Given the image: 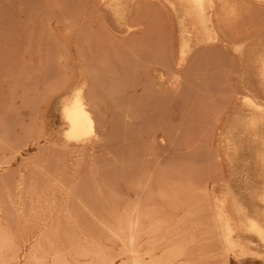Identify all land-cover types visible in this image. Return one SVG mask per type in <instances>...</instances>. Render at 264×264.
I'll list each match as a JSON object with an SVG mask.
<instances>
[{"label":"rangeland","instance_id":"374dc122","mask_svg":"<svg viewBox=\"0 0 264 264\" xmlns=\"http://www.w3.org/2000/svg\"><path fill=\"white\" fill-rule=\"evenodd\" d=\"M2 1L0 32L5 33H0V117H3L0 118V264H103L109 260L112 263L106 264H131V260L132 264L135 260L143 264L155 261L160 264H224L225 257L219 254L222 249L220 251V242H217L219 230L215 224L217 226L218 222L216 215L213 216L219 200H225L226 208L236 221L238 215L232 208L233 197L248 208L261 207V203L249 194L253 185H259L257 178L262 170L256 163L255 139L259 134L255 136L246 128L245 121L251 112L242 97L248 95L257 102L264 101L263 80L256 63L264 44V29L256 32L259 36L244 43H240L238 37L246 28L251 32L264 24V6H261L264 3L238 0V4L244 1L247 5L243 4L247 9L245 14L244 7L239 5L242 8H239L240 19H236L242 22L237 23L235 18L230 19L232 23L227 20L226 28L222 29L218 20L216 30L219 27L220 33L216 32L219 36L213 41L196 43L203 33L191 25L178 0H158V5L165 7L158 6L159 17L154 14V6H150L149 10L145 8L147 14L142 13L144 16L139 19L145 16L150 19L149 12L154 10L155 21L143 18L139 22L138 19L137 27L130 28L134 8L142 5L141 0H122L124 16L121 19L117 18L111 0H69L73 4L68 0H40L36 7L35 0H28L34 4L31 7L26 0ZM250 2L256 4L249 5ZM74 3L83 4L78 7ZM104 27L107 32L103 31ZM183 30L190 31L192 36L191 50L182 57L179 51ZM108 31L114 39L108 37ZM234 35L237 36L235 40ZM108 40H114L113 44ZM109 43L112 46L109 47ZM157 45L165 48V52ZM26 47H29L27 51ZM160 62L164 67L158 65ZM179 64L181 67L176 66ZM151 65L157 66L152 69ZM129 69H133L131 74ZM89 76L95 78L93 83L97 82L94 84L97 96L101 92L98 105L106 119L101 120L96 134L83 144L65 139L67 126L61 116V107L77 84H90ZM16 81L21 86L19 89L17 83L16 86L13 83ZM106 91L117 95L113 98ZM9 99L14 101L9 103ZM10 105L15 106L11 108ZM32 120L37 121L34 124ZM52 179H56L54 185ZM48 184L58 189L50 190L52 187L48 188ZM38 187L42 188L39 192ZM46 193L55 197L49 194L48 198ZM237 235H241L253 251L229 253L225 263L264 264V247L259 246L256 238L244 231H236L234 236Z\"/></svg>","mask_w":264,"mask_h":264},{"label":"bare ground","instance_id":"6f19581e","mask_svg":"<svg viewBox=\"0 0 264 264\" xmlns=\"http://www.w3.org/2000/svg\"><path fill=\"white\" fill-rule=\"evenodd\" d=\"M3 1H5V0H3ZM2 1V2H3ZM9 1V0H8ZM23 1H25V0H23ZM26 1H28V0H26ZM38 1H40V0H35V7L37 6L36 4H37V2ZM42 1V0H41ZM46 1H48V0H46ZM50 1V0H49ZM67 1V0H66ZM69 1V0H68ZM86 1V0H85ZM101 0H99V2H100ZM138 1V0H137ZM137 1H136V3H137ZM140 1V0H139ZM156 1H157V3H156ZM156 1H152V0H141L140 2H142V5H144V7L140 4V6H142V7H140L139 6V8L137 7V9L136 8H134L135 10H134V13H133V15H132V18H133V20L132 19H130V23H129V28L130 27H135L136 26V24L138 23L139 24V22H141V20L143 19V18H146V16L145 17H143L142 19H139V18H141L140 16L141 15H143L144 16V14H142V13H145V15L147 14V10L145 9V8H147L148 10L150 9V6L152 7V6H154V10L153 9H151V10H153L154 11V14H155V16L156 17H159V9H158V3L160 4V2H158V0H156ZM163 1H165V0H163ZM181 4H182V6L184 7V10H185V13H184V15H185V17L191 22V25L194 27V28H198V30H201V32L203 33V37L202 38H200V39H197V42L196 43H198V42H204V43H206L205 41H213L214 39H215V37H217L216 35H218L219 36V34L216 32V31H218L219 30V27H217L218 28V30H216V25H217V21L219 20L220 21V23H221V27H223L222 29H224V27H225V25H224V23H226L227 22V20H229L228 22L229 23H232V22H230L231 20L230 19H236V18H239L238 16H240L239 15V10L240 9H242V8H240L239 7V5H241V4H238V0H178ZM240 1V0H239ZM246 1V0H245ZM248 1H250V0H248ZM247 1V3H249ZM251 1H253V0H251ZM254 1H259V2H261V4H263L264 3V0H254ZM6 2V1H5ZM29 2V1H28ZM32 2H33V0H32ZM54 2V1H53ZM52 2V3H53ZM56 2V1H55ZM69 2H71V1H69ZM73 2V1H72ZM71 2V3H72ZM76 2V1H75ZM102 2V1H101ZM111 2L113 3V8H114V11H115V13L117 14V18H120L121 19V17L122 16H124V14H123V1L122 0H111ZM135 2V1H134ZM152 2H154V3H152ZM39 3V2H38ZM98 3V2H97ZM251 4H249V5H253V3H255V2H250ZM8 5H9V3H7ZM11 4V3H10ZM29 4H30V2H29ZM33 4V3H32ZM32 4H30V5H28L29 7H31V5ZM41 4V3H40ZM50 4V3H49ZM73 4V3H72ZM74 4H76V3H74ZM80 4H83V3H80ZM80 4H79V6H80ZM138 4V3H137ZM137 4H135V5H137ZM151 4H153V5H151ZM162 4V3H161ZM243 4L245 5V3H244V1H243ZM241 5L242 7H244V5ZM256 4V3H255ZM260 3L258 4V5H261ZM18 5V4H17ZM21 5H25V4H21ZM34 5V4H33ZM32 5V6H33ZM68 5V4H67ZM66 5V8L68 9V6ZM134 5V6H135ZM139 5V4H138ZM171 5V4H170ZM2 6V5H1ZM13 6V5H12ZM55 6H57V5H55ZM74 6V5H73ZM76 6H78V4H76ZM78 6V7H79ZM83 6V5H82ZM162 6H163V4H162ZM162 6H159V7H162ZM246 7H247V5H245ZM261 6H264V4L263 5H261ZM5 7V6H4ZM10 7V6H9ZM60 7H62V9L61 10H63V6H60ZM71 7V6H70ZM77 7V8H78ZM164 7V6H163ZM43 8V7H42ZM72 8V7H71ZM74 8H76V7H74ZM84 8H85V6H84ZM165 8V7H164ZM240 8V9H239ZM252 8V7H251ZM262 8V7H261ZM264 8V7H263ZM262 8V9H263ZM9 9V8H8ZM25 9V8H24ZM35 9V8H34ZM45 9V8H44ZM46 9H48V8H46ZM256 9H257V7H256ZM10 10H12V9H10ZM22 10V9H21ZM39 10V9H38ZM41 10V9H40ZM146 10V12H144ZM254 10H255V8H254ZM1 11V10H0ZM68 12L70 11V8H69V10H67ZM153 11H152V13H153ZM161 11H162V9H161ZM246 11H247V9L244 7V10H243V13L245 14L246 13ZM248 11H249V9H248ZM251 11H252V9H251ZM3 12V11H2ZM4 12H6L5 10H4ZM29 12V11H28ZM44 12V11H43ZM48 12V11H47ZM49 12H51V11H49ZM71 12H73V11H71ZM132 12V11H131ZM163 12V11H162ZM164 12H165V9H164ZM260 12H261V10H260ZM263 12H264V10H263ZM31 13V12H30ZM36 13V12H35ZM70 13V12H69ZM83 13H84V11H83ZM114 13V14H115ZM151 12H149V14H151L152 16H151V18H153V20H154V14H152ZM248 13H250V12H248ZM247 13V14H248ZM257 13L259 14V12H258V10H257ZM256 13V14H257ZM2 14V13H1ZM8 14V13H7ZM20 14V13H19ZM18 14V15H19ZM22 14V13H21ZM40 14H41V12H40ZM78 14H80V13H78ZM77 14V15H78ZM93 14V13H92ZM116 14H115V16H116ZM131 14V13H130ZM148 14V15H149ZM255 14V13H254ZM10 15V14H9ZM15 15V14H14ZM84 15V14H83ZM87 15H88V13H87ZM147 15V16H148ZM160 15H161V13H160ZM166 15H167V13H166ZM252 14H250V16H251ZM88 16H90V14L88 15ZM87 16V17H88ZM154 16V17H153ZM163 16V15H162ZM242 17H243V15H241ZM249 16V15H248ZM253 16H255V15H253ZM253 16H251V17H253ZM78 17V16H77ZM100 17H101V15H100ZM166 17V16H165ZM10 17H8V19H9ZM69 18V17H68ZM148 19H149V16L147 17ZM147 18L145 19V20H147ZM149 19V20H152V19ZM161 18V17H160ZM264 18V17H263ZM2 19V17L0 18V21H3V20H1ZM76 19V18H75ZM119 19V20H120ZM140 21H139V20ZM157 19V18H156ZM240 19V18H239ZM242 19V18H241ZM259 19V18H258ZM18 20V19H17ZM61 20V19H60ZM66 20V19H65ZM73 20V19H72ZM72 20H70L69 19V21H72ZM137 20L139 21V22H137ZM144 20V19H143ZM216 20V21H215ZM238 19H236L235 21L237 22V23H239V21H241V20H239V21H237ZM244 20V19H243ZM248 20V19H247ZM250 20H254V19H250ZM256 21H258L257 19H255ZM260 20H262V18L260 19ZM259 20V21H260ZM8 21V20H7ZM10 21L11 22H13L12 21V19L11 20H9V27H10V25H12V24H10ZM19 21V20H18ZM22 21V20H21ZM23 21H25V20H23ZM28 21H30V18H28V20H27V22ZM46 21H47V16H46ZM68 21V22H69ZM155 21V20H154ZM233 21V20H232ZM233 22V23H235V26H236V22ZM246 21V20H245ZM249 21V20H248ZM4 22H6V21H4ZM67 22V21H66ZM65 22V23H66ZM74 22V21H73ZM137 22V23H136ZM227 22V23H228ZM242 22V21H241ZM240 22V23H241ZM254 22V21H253ZM8 23V22H7ZM43 23V22H42ZM147 23H148V21H147ZM151 23V22H150ZM245 23H248L247 21L245 22ZM251 23V22H250ZM257 23V22H256ZM262 23V22H261ZM260 23V24H261ZM22 24V23H21ZM154 24V23H153ZM244 24V23H243ZM253 24V23H252ZM254 24H255V22H254ZM259 24V25H260ZM39 25V24H38ZM100 25H102V24H100ZM142 25V24H141ZM140 25V26H141ZM227 25V24H226ZM232 25V24H231ZM245 25V24H244ZM258 24L256 25V26H259ZM2 26V25H1ZM82 26V25H81ZM148 26V25H147ZM157 26V25H156ZM220 26V25H219ZM249 26H251L252 27V25H249ZM137 27V26H136ZM152 27V26H151ZM185 27H187V26H185ZM227 27L229 28V26L227 25ZM231 27H234V25L233 26H231ZM251 27H248V29L249 28H251ZM7 28H8V26H7ZM6 28V29H7ZM11 28H14V27H11ZM35 28V27H34ZM147 28V27H146ZM226 28V27H225ZM237 28H239V27H237ZM241 28V27H240ZM255 28V27H254ZM4 29V28H3ZM32 29V28H31ZM104 30L103 31H105V30H107V29H105V27L103 28ZM144 29V28H143ZM161 29V28H160ZM185 29H187V28H185ZM264 29V24L260 27L259 26V28H256V30L254 29V31H252L251 30V32H247V28H246V30H244V32H243V34H241L240 35V33H242V31L240 32V33H238L239 35H240V37H238V40H239V42L241 41L242 43H244V42H246L248 39H251V38H253L255 35L256 36H259L256 32H258V31H260L261 32V30H263ZM2 30V29H1ZM8 30H9V28H8ZM42 30V29H41ZM93 30V29H92ZM102 30V29H101ZM100 30V31H101ZM235 30V29H234ZM238 30H240V29H238ZM3 31V30H2ZM0 32V33H3V32ZM10 31V30H9ZM103 31H101V33L103 32ZM142 31V30H141ZM146 31V30H145ZM154 31H156V30H154ZM223 31V30H222ZM246 31V32H245ZM10 32H12V31H10ZM14 32V31H13ZM105 32H107V31H105ZM104 32V34H106ZM147 32V31H146ZM159 32V31H158ZM161 32H163V29L161 30ZM183 32V37H182V41H181V44H180V55L183 57V56H185V54L189 51V50H191V43H190V41H191V34H190V31H185V30H183L182 31ZM225 32V31H224ZM230 32V31H229ZM231 32L233 33V30L231 29ZM236 32H238V31H236ZM5 33V32H4ZM7 33V32H6ZM31 33H33L32 31H31ZM108 33H110L109 31H108ZM142 33V32H141ZM166 33V32H165ZM171 33V32H170ZM185 33V34H184ZM219 33H220V30H219ZM221 33H223V32H221ZM226 33V32H225ZM14 34V33H13ZM103 34V33H102ZM103 34V35H104ZM129 34V33H128ZM151 34V33H150ZM156 34H158V35H160V33H156ZM167 34V33H166ZM166 34H163V35H166ZM231 34V33H230ZM235 34V33H234ZM8 35V34H7ZM15 35V34H14ZM95 35V34H94ZM109 35L111 36V37H113V39H114V36L113 35H111V33L110 34H108V37H109ZM126 35V34H125ZM130 35V34H129ZM132 35V34H131ZM145 35V34H144ZM162 35V36H163ZM225 35V34H224ZM11 36V35H10ZM10 36H9V38H10ZM16 36V35H15ZM24 36V35H23ZM96 36V35H95ZM104 36H106V35H104ZM124 36V35H123ZM127 36V35H126ZM135 36V35H134ZM153 36V35H152ZM171 36V35H170ZM235 36V35H234ZM1 37H3V36H1ZM16 37H18V36H16ZM49 37V36H48ZM103 37V36H102ZM110 37V38H111ZM133 37V36H132ZM148 37V36H147ZM237 36H235V37H233V39L234 38H236ZM5 38V37H4ZM95 38V37H94ZM98 38H100V37H98ZM106 38H107V36H106ZM109 38V39H110ZM116 38V37H115ZM128 38H129V36H128ZM131 38V37H130ZM139 38V37H138ZM157 38V37H156ZM160 38H162V37H160ZM11 39H13V37L11 38ZM20 39V38H19ZM108 39V38H107ZM112 39V38H111ZM117 39V38H116ZM119 39V38H118ZM152 39V38H151ZM158 39H159V37H158ZM166 39V38H165ZM14 40V39H13ZM126 39H124V41H125ZM129 40V39H128ZM142 40V39H141ZM164 40V39H163ZM171 40V39H170ZM225 40V39H224ZM235 40V39H234ZM238 40H236L237 42H238ZM1 41V40H0ZM15 41V40H14ZM109 41V40H108ZM113 42L114 40H110L109 42ZM119 41V40H118ZM118 41L116 42L117 44H118ZM120 41H121V39H120ZM233 41V40H232ZM10 42H13V41H10ZM111 42V43H112ZM126 42H128V41H126ZM165 42V41H164ZM164 42H162V43H164ZM228 42V41H227ZM240 42V43H241ZM15 43V42H14ZM108 43V42H107ZM136 42L134 41V44H135ZM154 43V42H153ZM166 43V42H165ZM235 43V42H234ZM27 44V43H26ZM113 44V43H112ZM119 44H121V42L119 43ZM118 44V45H119ZM137 44H140V43H137ZM212 44V43H211ZM28 45V44H27ZM32 45V44H31ZM106 45V44H105ZM130 45V44H129ZM133 45V44H132ZM149 45V44H148ZM164 45H166V44H164ZM206 44H203V46H205ZM228 45V44H227ZM235 45H238V44H235ZM108 46L110 47V46H112L110 43L108 44ZM119 46H121V45H119ZM127 46V45H126ZM154 46V45H153ZM152 46V47H153ZM158 47H159V45H157ZM200 46V45H199ZM7 47V46H6ZM98 47V46H97ZM107 47V46H106ZM122 47H123V45H122ZM135 47H137V46H135ZM135 47H134V49H135ZM157 47V48H158ZM165 47V46H164ZM170 47V46H169ZM206 47V46H205ZM213 47V46H212ZM226 47V46H225ZM16 46H15V50H16ZM27 49L25 50V51H27L28 50V48L29 47H26ZM38 48H39V46H38ZM113 48V47H112ZM133 48V47H132ZM207 48V47H206ZM205 48V49H206ZM1 49V48H0ZM25 49V48H24ZM158 49H162V47L160 48H158ZM163 49H165V48H163ZM163 49L161 50V52L163 51ZM169 49H171V48H169ZM217 49V48H216ZM13 50V49H12ZM90 50V49H89ZM126 50V49H125ZM129 50H130V48H129ZM128 50V51H129ZM160 50H159V52H160ZM193 50V49H192ZM226 50V49H225ZM38 51H40V49L38 50ZM127 51V53L126 54H128L129 52ZM136 51V50H135ZM152 51V50H151ZM169 51H171V50H169ZM198 51V50H197ZM203 51V50H202ZM227 51V50H226ZM261 52L258 54V56H257V58H256V63L258 64V66H259V68H258V73H259V75L262 77V80H263V87H264V44L261 46V50H260ZM49 52V51H48ZM47 52V53H48ZM114 52V51H113ZM122 52V51H121ZM131 52V51H130ZM157 52V51H156ZM155 52V53H156ZM163 52H165V51H163ZM192 52V51H191ZM190 52V53H191ZM204 52V51H203ZM11 53V52H10ZM15 53V52H14ZM36 53V52H35ZM40 53V52H39ZM115 53V52H114ZM117 53V52H116ZM115 53V54H116ZM143 53V52H142ZM153 54H154V52H152ZM193 53V52H192ZM196 53V52H195ZM228 53V52H227ZM17 54V53H16ZM27 54V53H26ZM31 54V53H30ZM118 54V53H117ZM122 54V53H121ZM149 54V53H148ZM160 54H162V53H160ZM164 54V53H163ZM209 54V53H208ZM222 54H223V51H222ZM3 55V54H2ZM32 55H33V53H32ZM32 55H31V57H32ZM41 55V54H40ZM50 55H51V53H50ZM58 55V54H57ZM97 55V54H96ZM104 55V54H103ZM120 55V54H119ZM129 55V54H128ZM135 55V54H134ZM140 55V54H139ZM154 55H156V54H154ZM5 56V55H4ZM34 56V55H33ZM118 56V55H117ZM123 56V55H122ZM136 56V55H135ZM153 56V55H152ZM164 56V55H163ZM166 57H167V55H165ZM6 57V56H5ZM19 57H23V56H19ZM39 57V56H38ZM47 57V56H46ZM113 57H116V55L115 56H113ZM126 57V56H125ZM148 57V56H147ZM205 57V56H204ZM121 58V57H120ZM124 58V57H123ZM137 58V57H136ZM155 58V57H154ZM161 58H162V55H161ZM168 58V57H167ZM171 58V57H170ZM213 58V57H212ZM29 59H31L30 57H29ZM118 59V58H117ZM117 59H115V60H117ZM132 59V61H133V57L131 58ZM130 59V60H131ZM137 59H139V58H137ZM142 59V58H141ZM140 59V60H141ZM162 59H166V58H162ZM161 59V60H162ZM187 59V58H186ZM40 60V59H39ZM49 60V59H48ZM59 60H61V59H59ZM82 60H83V58H82ZM127 60V59H126ZM149 60H151V59H149ZM167 60H169V58L167 59ZM173 60V59H172ZM195 60V59H194ZM198 60V59H197ZM221 60V59H220ZM41 61V60H40ZM118 61V60H117ZM165 61V60H164ZM164 61H162V62H164ZM224 61V60H223ZM50 62V61H49ZM116 62V61H115ZM114 62V63H115ZM121 62H123V61H121ZM129 62V61H128ZM134 62V61H133ZM139 62V61H138ZM145 62V61H144ZM151 62V61H150ZM159 62V61H158ZM162 62H160V64H158V65H162L163 67H164V65L163 64H161ZM185 62H186V60H185ZM203 62V61H202ZM240 62V61H239ZM100 63V62H99ZM117 63V62H116ZM115 63V64H116ZM166 63V61L164 62V64ZM167 63H168V61H167ZM170 63V62H169ZM176 63V62H175ZM175 63H174V65H175ZM179 63H180V61H179ZM195 63V62H194ZM201 63V62H200ZM24 64V63H23ZM47 64V63H46ZM81 64H83L82 63V61H81ZM118 64H120V63H118ZM130 64H132V65H134V63H130ZM143 64V63H142ZM154 64V63H153ZM171 64V63H170ZM170 64H168V65H170ZM183 64V63H182ZM212 64V63H211ZM26 65H27V63H26ZM30 65V64H29ZM48 65V64H47ZM102 65V64H101ZM112 65V64H111ZM114 65V64H113ZM138 65V64H137ZM140 65V64H139ZM172 65V64H171ZM170 65V66H171ZM192 65V64H191ZM214 65V64H213ZM10 66V65H9ZM24 66V65H23ZM62 66V65H61ZM128 66V65H127ZM130 66V65H129ZM148 66V65H147ZM157 66V65H156ZM156 66H150L149 68H154V67H156ZM166 66V65H165ZM176 66H180L181 67V65L179 64V65H176ZM184 66V65H183ZM63 67V66H62ZM104 67V66H103ZM124 67V66H123ZM137 67H139V66H137ZM136 67V68H137ZM159 67V66H158ZM173 67V66H172ZM194 67V66H193ZM217 67V66H216ZM70 68V67H69ZM106 67H104V69H105ZM114 68V67H113ZM167 68V67H166ZM178 68V67H177ZM195 68V67H194ZM193 68V69H194ZM115 69V68H114ZM128 69V68H127ZM146 69H148V68H146ZM179 69V68H178ZM189 69V68H188ZM202 69V68H201ZM19 70V69H18ZM84 70H86V69H84ZM109 70V69H108ZM123 70V69H122ZM130 70V69H129ZM131 70H133V69H131ZM131 70L130 71H128V72H130V74H131ZM163 70V69H162ZM200 70V69H199ZM206 70V69H205ZM13 71V70H12ZM21 71V70H20ZM65 71V70H64ZM87 71H89V70H87ZM99 71V70H98ZM124 71H125V69H124ZM123 71V72H124ZM142 71L143 70H141V73H142ZM168 71V70H167ZM173 71H174V69H173ZM92 72V71H91ZM93 72H95V71H93ZM108 72V71H107ZM126 72H127V70H126ZM135 72V74H136V72L137 71H134ZM133 72V73H134ZM154 72V71H153ZM164 72H166V71H164ZM206 72V71H205ZM12 73V72H11ZM20 73H22V71L21 72H19V75H20ZM89 73V74H88ZM109 73V72H108ZM114 73V72H113ZM155 73V72H154ZM159 73V72H158ZM18 74V73H17ZM36 74H37V72H36ZM87 74L88 75H91L90 74V71L89 72H87ZM97 74V73H96ZM115 74V73H114ZM119 74V73H118ZM124 74V73H123ZM145 74V73H144ZM223 74H224V72H223ZM19 75L17 76V78L19 77ZM87 75V76H88ZM132 75H134V74H132ZM143 75V74H142ZM141 75V76H142ZM10 76H11V74H10ZM13 76H16V75H14L13 74ZM26 76V75H25ZM94 76V75H93ZM93 76L92 77H88L89 79H91L90 81V84H85V83H82V84H77L72 90H71V94H70V97L68 98V100H66L64 103H63V105H62V107H61V116H62V118H63V120H64V122H65V124H66V129H65V132H64V137H65V139H68V140H71V141H75V142H77V143H86V142H88V140L93 136V135H95L96 134V129L98 128V124H100V122H102L104 119H106L105 117H104V113L102 112L101 113V110H100V106L98 105V96H100V93L98 92V96H97V93H96V91L97 90H95V85H96V83H93V82H95V78H93ZM95 76H97V75H95ZM114 76V75H113ZM138 76V75H137ZM146 76V75H145ZM174 76V75H173ZM28 77V76H27ZM102 77V76H101ZM111 77V76H110ZM115 77V76H114ZM116 77H118V75L116 76ZM123 77V76H122ZM127 77V76H126ZM129 77V76H128ZM134 78H135V76H133ZM147 77V76H146ZM189 77V76H188ZM208 77V76H207ZM215 77V76H214ZM218 77V76H217ZM226 77V76H225ZM4 78V77H3ZM93 78V79H92ZM97 78V77H96ZM113 78V77H112ZM167 78H168V75H167ZM212 78V77H211ZM7 80H9L8 78H6ZM11 79H14V77H12ZM28 79V78H27ZM27 79H26V81H27ZM38 79V78H37ZM119 79V78H118ZM121 79V78H120ZM122 79H124V77L122 78ZM121 79V80H122ZM130 79V78H129ZM148 80H149V78H147ZM160 79V78H159ZM161 79H162V77H161ZM170 79H171V77H170ZM179 79V78H178ZM199 79V78H198ZM16 80H18V79H16ZM92 80H94V81H92ZM113 80V79H112ZM135 80V79H134ZM138 80V79H137ZM154 80V79H153ZM163 80V79H162ZM169 80V79H168ZM225 80H226V78H225ZM0 81H1V79H0ZM2 81H3V79H2ZM15 81V80H14ZM24 81V80H23ZM23 81H20V84H22V86L24 85L23 84ZM109 81H111L110 79H109ZM114 81V80H113ZM126 81V80H125ZM144 81V80H143ZM150 81V80H149ZM167 81V80H166ZM209 81V80H208ZM211 81V80H210ZM34 82H36V80L34 81ZM135 82V81H134ZM1 83V82H0ZM14 83V85L16 86V83H17V81L16 82H13ZM66 83V82H65ZM103 83V82H102ZM107 83V82H106ZM119 83V82H118ZM140 83V82H139ZM218 83V82H217ZM26 84V83H25ZM95 84V85H94ZM116 84H117V81H116ZM115 84V85H116ZM120 84H124V83H121V81H120ZM132 84V83H131ZM149 84V83H148ZM197 84V83H196ZM63 85V84H62ZM113 85V84H112ZM114 85V86H115ZM150 85V84H149ZM0 86L2 87V84H0ZM14 86V87H15ZM64 86V85H63ZM99 86V85H98ZM121 86V85H120ZM119 86V87H120ZM134 86V85H133ZM151 86V85H150ZM207 86V85H206ZM0 87V88H1ZM6 87H8V86H6ZM5 87V88H6ZM12 87V86H11ZM10 87V88H11ZM17 89H19L20 87H19V82L17 83ZM19 87V88H18ZM58 87H60V86H58ZM102 87V86H101ZM125 87V86H124ZM129 87V86H128ZM23 88H25V86L23 87ZM34 89H35V87H33ZM37 88V87H36ZM126 88H127V85H126ZM137 88V87H136ZM146 88H147V86H146ZM2 89V88H1ZM9 89V88H8ZM16 89V88H15ZM15 89H14V91H15ZM58 89V88H57ZM106 89V88H105ZM110 89H112V88H110ZM120 89H122L123 90V88H120ZM125 89V88H124ZM148 89V88H147ZM151 89V88H150ZM149 89V91H152V90H150ZM209 89V88H208ZM10 90V89H9ZM12 90V89H11ZM101 90H103V89H101ZM107 90H109V89H107ZM129 90V89H128ZM26 91V90H25ZM28 91V90H27ZM109 91H111V90H109ZM109 91H106V94H107V92H109ZM124 91H126V90H124ZM142 91V90H141ZM147 91V90H146ZM184 91V90H183ZM33 92V91H32ZM48 92V91H47ZM104 92V91H103ZM116 92H120V91H116ZM160 92V91H159ZM158 92V93H159ZM191 92V91H190ZM247 92V91H246ZM8 93H9V91H8ZM15 93V92H14ZM20 94H21V92H19ZM110 94H112V92H109ZM108 93V94H109ZM126 93V92H125ZM146 93H148V92H146ZM151 93V92H150ZM165 93V90H164V92H163V94ZM187 93L188 92H186V95H187ZM235 93H236V91H235ZM10 94V93H9ZM29 94V93H28ZM48 94V93H47ZM115 95H117L116 93H114ZM114 94H112V97L114 98ZM131 94V93H130ZM140 94V93H139ZM154 94V93H153ZM2 95V94H1ZM12 95H14V94H10V96H12ZM15 95H16V93H15ZM155 95V94H154ZM16 96H18V95H16ZM20 96V95H19ZM110 96V95H109ZM150 96V95H149ZM153 96V95H152ZM152 96H151V98H152ZM159 96H160V94H159ZM165 96V95H164ZM170 96V95H169ZM173 96H175V94L173 95ZM12 97H14V96H12ZM21 97H23V95H21ZM21 97H20V100H21ZM38 98H39V95L37 96ZM108 97V96H107ZM135 97V96H134ZM154 97V96H153ZM157 97V96H156ZM161 97H163V96H161ZM182 97V96H181ZM188 97V96H187ZM239 97V96H238ZM33 98H35V96H33ZM101 98H102V96H101ZM115 98H117V97H115ZM129 98V97H128ZM147 98V97H146ZM145 98V99H146ZM150 98V99H151ZM232 98V97H231ZM23 99V98H22ZM103 99V98H102ZM129 99H131V95H130V98ZM153 99V98H152ZM159 99H160V97H159ZM1 100V99H0ZM30 100H33V99H30ZM29 100V102L32 104V102L33 101H30ZM124 100V99H123ZM158 100V99H157ZM156 100V101H157ZM165 100V99H164ZM174 100V99H173ZM189 100V99H188ZM202 100V99H201ZM229 100V99H228ZM242 100H243V102L246 104V106L248 107V110L251 112V116H249L247 119H246V121H245V124H246V128L248 129V130H250L252 133H254L255 134V136L257 135V134H259V136L258 137H256V139H255V143H256V146H257V157H256V163L259 165V167H260V169L262 168V170H261V172H259V174H258V178H257V182H259V185L257 186V185H253L252 186V188H251V190L249 191V194H250V198H254V199H256V200H258V202H260L261 203V207L259 208V209H251L250 207L248 208V206L247 205H245L244 203H239V201H238V199H237V197H233V202H232V208H233V210L236 212V215H238V219H237V221L235 220V218L233 219L232 218V215H231V213H230V211L226 208V206H225V200L224 199H221V200H219V204H217L216 205V211H215V214L213 213V216L214 215H216V220H217V222H218V224H217V226H216V224H215V228L216 227H218V230H219V236H218V234H217V236H218V239H217V242H218V240H219V246L221 247L220 248V251H221V249H222V251L219 253L220 255H223L224 257V260H225V262H227L228 261V254L229 253H234V252H239L240 254H245V253H247L248 251H253V249H251V248H249L248 246H247V244L245 243V242H243V240H242V237H241V235H237V236H234V233L236 232V231H240V232H247L248 234H250V235H252V237H255L256 238V240L258 241V244H259V246H262V247H264V154H262L263 152H264V101L263 102H257V101H255L253 98H251L250 96H248V95H243V97H242ZM14 101V99H12V101L11 102H13ZM35 101V100H34ZM130 101V100H129ZM150 101V100H149ZM155 101V102H156ZM176 101V100H175ZM187 101V100H186ZM10 102V99H9V103H11ZM143 102V101H142ZM154 102V101H153ZM196 102V101H195ZM241 102V101H240ZM15 103V102H14ZM13 103V104H14ZM101 103V102H100ZM129 103V102H128ZM134 103V102H133ZM157 103V102H156ZM39 104V103H38ZM102 104H103V102H102ZM125 104V103H124ZM136 104V103H135ZM138 104V103H137ZM136 104V105H137ZM159 104V103H158ZM162 104V103H161ZM197 104V103H196ZM195 104V105H196ZM223 104H225V102L223 101ZM228 104V103H227ZM226 104V105H227ZM33 105V104H32ZM31 105V106H32ZM117 105V104H116ZM115 105V106H116ZM133 105V104H132ZM185 105V104H184ZM244 105V104H243ZM15 105H13V106H11L10 105V107L12 108V107H14ZM36 106H39V105H36ZM112 106V105H111ZM114 106V107H115ZM118 106V105H117ZM135 106V105H134ZM139 105H137L136 107H138ZM203 106V105H202ZM28 107H29V105H28ZM35 107V106H34ZM131 107V106H130ZM144 107V106H143ZM159 107H160V105H159ZM188 107V106H187ZM7 108H9V105H8V107ZM16 108V107H15ZM116 108V107H115ZM118 108V107H117ZM134 108V107H133ZM166 108V107H165ZM206 108V107H205ZM6 109V108H5ZM122 109V108H121ZM124 109V108H123ZM128 109H129V107H128ZM128 109H126L127 111H128ZM132 109V108H131ZM141 109V108H140ZM161 109V108H160ZM197 109V108H196ZM16 110V109H15ZM112 110H113V108H112ZM115 110V109H114ZM113 110V111H114ZM125 110V109H124ZM133 110H136V109H133ZM7 111V110H6ZM116 111H117V109H116ZM115 111V112H116ZM129 111H132V110H129ZM137 111H139V110H137ZM137 111H136V113H137ZM162 111H164L163 110V108H162ZM169 111V110H168ZM185 111V110H184ZM13 112V111H12ZM16 112V111H15ZM121 112H123V111H120V113ZM133 113H134V111H132ZM142 112V111H141ZM156 112V111H155ZM191 112V111H190ZM18 113V112H17ZM124 113V112H123ZM140 113V112H139ZM166 113V112H165ZM173 113V112H172ZM195 113V112H194ZM7 113H5V115H6ZM124 114H126V113H124ZM192 114V113H191ZM137 115V114H136ZM140 115H141V113H140ZM148 117V116H147ZM170 117V116H169ZM185 117V116H184ZM1 118V117H0ZM3 118V117H2ZM1 118V119H2ZM4 118H6V116L4 117ZM103 118V119H102ZM118 118V117H117ZM159 118V117H158ZM165 118V117H164ZM163 118V119H164ZM195 118V117H194ZM30 119V118H29ZM37 119V118H36ZM111 119V118H110ZM102 120V121H101ZM112 120H114V119H112ZM122 120V119H121ZM124 120V119H123ZM138 120V119H137ZM33 121V120H32ZM37 121V120H36ZM35 120L33 121L34 122V124H35V122H36ZM110 121V120H109ZM132 121V120H131ZM134 121V120H133ZM153 121V120H152ZM160 121V120H159ZM181 121V120H180ZM1 122V121H0ZM112 122H114V121H112ZM111 122V124L113 125V126H115L114 125V123H112ZM109 123V122H108ZM166 123V122H165ZM181 123V122H180ZM38 124V123H37ZM16 125V124H15ZM118 125H119V123H118ZM130 125V124H129ZM30 126V125H29ZM34 126V125H33ZM111 126V125H110ZM142 126H144V125H142ZM163 126V125H162ZM2 127H4V126H2ZM133 127V126H132ZM140 127V126H139ZM138 127V128H139ZM178 127V126H177ZM24 128V127H23ZM26 128V127H25ZM29 127H27L26 129H28ZM145 128V127H144ZM153 128V127H152ZM159 128V127H158ZM161 128V127H160ZM167 128V127H166ZM10 129V128H9ZM30 129H31V127H30ZM111 129V128H110ZM148 130H149V128H147ZM114 130V129H113ZM144 130V129H143ZM161 130V129H160ZM111 131V130H110ZM129 131V130H128ZM136 131V130H135ZM154 131V130H153ZM156 131V130H155ZM31 133H32V131H31ZM111 133V132H110ZM118 133H120L119 131H118ZM131 133V132H130ZM148 133V132H147ZM2 134V133H1ZM26 134V133H25ZM24 134V135H25ZM140 135V134H139ZM151 135H153V134H151ZM6 136V135H5ZM4 136V137H5ZM133 136V135H132ZM131 136V137H132ZM136 136V135H135ZM138 136V135H137ZM22 137V136H21ZM9 138V137H8ZM254 138V137H253ZM27 139H29V137L27 138ZM40 139V138H39ZM131 139V138H130ZM12 140V139H11ZM10 140V141H11ZM19 140V139H18ZM23 140V139H22ZM25 140V139H24ZM139 140V139H138ZM26 141V140H25ZM6 142V141H5ZM17 141H15V142H12V144L11 145H13V144H15ZM141 142H143V141H141ZM19 143H20V140H19ZM18 143V144H19ZM9 146H10V144H9ZM21 146H24L23 144L21 145ZM143 146H145L144 144H143ZM2 147V146H1ZM0 147V148H1ZM12 147V146H11ZM51 148V147H50ZM61 148V147H60ZM59 149V148H58ZM149 149V148H148ZM2 150V149H1ZM55 150V149H54ZM63 150H65V149H63ZM70 151H71V148L69 149ZM46 151V150H45ZM48 151V150H47ZM60 151H62V150H60ZM67 152L68 154H70L71 152ZM2 152V151H1ZM6 152V151H5ZM4 152V153H5ZM52 152H54V151H52ZM77 152V151H76ZM57 153H59L58 151H57ZM79 153H81V152H79ZM79 153H78V155H79ZM148 153V152H147ZM150 153V152H149ZM77 155V154H76ZM75 155V156H76ZM69 156V155H68ZM81 156V155H80ZM148 156V155H147ZM156 156V155H155ZM56 157V156H55ZM63 158H64V156H62ZM82 157V156H81ZM87 157V156H86ZM0 158H2V157H0ZM4 158V157H3ZM83 158H85L84 156H83ZM82 158V159H83ZM69 159H70V157H69ZM2 161H3V159H1ZM6 160H8V158H6ZM59 161H60V159H58ZM57 160V161H58ZM84 160V159H83ZM137 160V159H136ZM5 161V160H4ZM56 161V160H55ZM5 162H7V161H5ZM61 162V161H60ZM86 162V161H85ZM56 163V162H55ZM2 164V163H1ZM8 164V163H7ZM52 165V164H51ZM162 174V173H161ZM164 175V174H163ZM54 176V175H53ZM163 177V176H162ZM246 177V176H245ZM44 178V177H43ZM51 178V177H50ZM59 179V178H58ZM53 180V179H52ZM56 179H54L53 181V185L55 184V181ZM164 180V179H163ZM217 180V179H216ZM58 182H59V180H58ZM43 183V182H42ZM42 183H41V185H42ZM52 183V182H51ZM36 186H38V183L36 182ZM45 184H43V186H44ZM52 185V184H51ZM58 185V183L56 184V186ZM60 185V184H59ZM163 185V184H162ZM47 186H49V184L47 185ZM47 186H46V188H47ZM55 186V187H56ZM33 187H34V185H33ZM42 187V186H41ZM50 187H52V186H49L48 188H50ZM58 187V186H57ZM32 188V187H31ZM45 188V187H44ZM47 188V189H48ZM58 188H60V190H61V187H58ZM58 188H56V189H53V187H52V189L50 188V190H57ZM42 190V188H40V187H38L37 188V192H39V190ZM63 189V188H62ZM49 190V191H50ZM59 190V191H60ZM163 190V189H162ZM36 191V189L34 190V192ZM47 191V190H46ZM45 191V192H46ZM62 191V190H61ZM60 191V192H61ZM41 192V191H40ZM43 192V191H42ZM41 192V193H42ZM40 193V194H41ZM38 193H36V195H37ZM50 194V193H49ZM47 195V193H46V195H47V197L48 196H50V197H55L56 196V194H58L57 193V191L54 193L55 194V196L53 195L52 196V193L50 194V195ZM22 196V195H21ZM27 196V195H26ZM43 196H45L44 194H43ZM226 196V195H225ZM229 196V195H228ZM35 197V196H34ZM59 197V196H58ZM49 198V197H48ZM60 198V197H59ZM151 198V197H150ZM218 198V197H217ZM38 199V198H37ZM44 200V199H43ZM227 202V201H226ZM216 204V203H215ZM231 205V204H230ZM138 207V206H137ZM145 208V207H144ZM231 209V208H230ZM34 210V209H33ZM158 210V209H157ZM234 211H233V213H234ZM130 212V211H129ZM42 212H40V214H41ZM124 213V212H123ZM131 213V212H130ZM150 213V212H149ZM162 213V212H161ZM39 214V213H38ZM137 215H138V213H136ZM140 215H144V213L142 212V214H141V212L139 213ZM154 214V213H153ZM156 214V213H155ZM154 214V215H155ZM137 215L135 216V218L137 217ZM36 216V215H35ZM145 216V215H144ZM212 216V215H211ZM40 217V216H39ZM140 217V216H139ZM146 217V216H145ZM134 218V219H135ZM143 218V217H142ZM212 218V217H211ZM141 219V218H140ZM216 220H215V223H216ZM152 221V220H151ZM214 222V221H213ZM140 224V223H139ZM155 226V225H154ZM152 228V227H151ZM153 230V229H152ZM216 231V230H215ZM141 232V231H140ZM218 233V232H217ZM139 234V233H138ZM137 234V235H138ZM148 235V234H147ZM130 236V235H129ZM149 236V235H148ZM125 239V238H124ZM135 239V238H134ZM133 240V239H132ZM139 240V239H138ZM158 240V239H157ZM216 241V240H215ZM246 241V240H245ZM123 242V241H122ZM213 243V242H212ZM216 243V242H215ZM251 243H254L253 241H251ZM218 244V243H217ZM179 245V244H178ZM181 245V244H180ZM152 246V245H151ZM141 247V246H140ZM98 248V247H97ZM96 248V249H97ZM181 248V247H180ZM9 251V250H8ZM7 251V252H8ZM171 251V250H170ZM176 251V250H175ZM216 251V250H215ZM30 252V251H29ZM91 252H92V250H91ZM97 252V251H96ZM149 252V251H148ZM168 252V251H167ZM213 253V252H212ZM239 253H238V255H239ZM263 253V252H262ZM18 254V253H17ZM137 254V253H136ZM139 254V253H138ZM178 254V253H177ZM30 255V254H29ZM175 255V254H174ZM220 255H219V257H220ZM262 255V254H261ZM260 255V256H261ZM70 256V255H69ZM169 256V255H168ZM183 256H185V255H183ZM263 256V255H262ZM99 257V256H98ZM105 257V256H104ZM178 257V256H177ZM204 257H205V255H204ZM217 257H218V255H217ZM28 258H29V256H28ZM135 258V257H134ZM134 258H130V260L131 259H133V261H134ZM169 258V257H168ZM167 258V259H168ZM223 258H222V261H223ZM238 258V257H237ZM264 258V257H263ZM162 259V258H161ZM41 260V259H40ZM109 260V259H108ZM193 260V259H192ZM114 261V260H113ZM141 261V260H140ZM168 261V260H167ZM199 261V260H198ZM100 262V261H99ZM104 262V261H103ZM107 262H111L112 263V261H107ZM106 262V263H107ZM224 262V261H223ZM224 262V264H226ZM102 262H100L99 264H101ZM106 263H103V264H106ZM115 263V262H114ZM131 264H132V260H131V262H130ZM145 263V262H144ZM161 262H159V261H155V262H153V264H160ZM90 264V263H89ZM134 264H143V263H141V262H139V261H137V260H135L134 261ZM146 264V263H145ZM148 264V263H147ZM191 264V263H190ZM222 264V263H221Z\"/></svg>","mask_w":264,"mask_h":264}]
</instances>
